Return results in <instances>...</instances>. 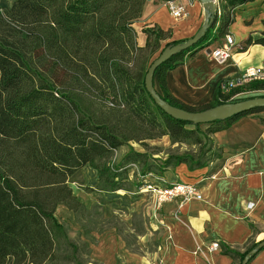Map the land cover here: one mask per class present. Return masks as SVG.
I'll return each instance as SVG.
<instances>
[{
  "label": "trees",
  "instance_id": "16d2710c",
  "mask_svg": "<svg viewBox=\"0 0 264 264\" xmlns=\"http://www.w3.org/2000/svg\"><path fill=\"white\" fill-rule=\"evenodd\" d=\"M251 1L218 0V37L227 35L236 8ZM145 3L9 0L0 6V264H90L91 248L81 234L88 238L91 231L103 230L106 220L99 208L105 200L89 208L68 184L73 174L89 165L98 171V191L139 189L148 174L170 165L186 163L190 170L209 165L223 154L215 145L217 131L241 116L264 111L256 108L203 124L166 113L147 90L145 76L154 56L179 41L162 47L171 33L155 25L143 29L147 41L138 45L133 24ZM212 29L199 45L211 43ZM255 42L264 45V31L245 41ZM198 43L155 72L157 91L169 103L198 111L242 100L232 98L238 93L264 90V80L230 91L220 84L214 99L201 106L173 97L165 69L175 67L177 62H171ZM166 135L177 146L165 158L156 156L164 148L148 142ZM183 145L198 148L178 152ZM124 147L127 152L118 159ZM84 190L94 191L90 186ZM59 205L74 212L82 230L78 238L57 218Z\"/></svg>",
  "mask_w": 264,
  "mask_h": 264
},
{
  "label": "crops",
  "instance_id": "0c3cea01",
  "mask_svg": "<svg viewBox=\"0 0 264 264\" xmlns=\"http://www.w3.org/2000/svg\"><path fill=\"white\" fill-rule=\"evenodd\" d=\"M177 2L184 4L188 12L178 19L172 16L168 0H146L141 17L133 24L138 45L146 44L147 34L143 29L148 26L158 25L170 31L171 36L162 47L168 41H187L199 31L205 21L203 4L199 0ZM220 12L219 4L218 18ZM263 21L264 0L237 7L235 20L227 33L234 39L230 47L231 56L226 63L220 64L211 56L213 50L227 42V35L218 37V20L212 27L211 43L203 42L194 50L176 57L171 64L177 62V65L165 69L171 95L188 105L201 106L214 99L221 82L239 77L247 68L262 66L264 45L258 42L247 45L245 41L250 35L255 39L261 36ZM157 77L158 73L155 87L160 91ZM214 139L223 154L209 165L190 170L186 163H180L158 172L161 180L155 181L162 187L174 182L197 185L200 195L187 201L177 197L158 206L152 193L139 192L135 186L98 191V171L89 165L72 175L85 180L86 186L94 189L91 192L85 190L84 196L81 188H73L75 195L86 200L95 199L97 203L105 200L102 212L106 223L103 230L91 231L88 238L82 233L90 245L92 262L241 264L243 259L240 255L254 243L264 240V111L239 117L229 127L217 131ZM157 142L164 150L177 146L167 135ZM132 145L140 147L139 144ZM183 146L180 148H189ZM131 175L133 177V170ZM123 209L132 214L124 219L127 228H122L120 223L114 222L116 217H112ZM57 210L63 219L76 221L74 212L65 205H59ZM141 214L146 217L145 229L141 226L143 221L139 220ZM133 216L136 221H133ZM214 241L220 242V248L212 251L209 246ZM247 264H264V247Z\"/></svg>",
  "mask_w": 264,
  "mask_h": 264
},
{
  "label": "water",
  "instance_id": "95a60500",
  "mask_svg": "<svg viewBox=\"0 0 264 264\" xmlns=\"http://www.w3.org/2000/svg\"><path fill=\"white\" fill-rule=\"evenodd\" d=\"M205 8V21L199 31L190 39L177 44L166 46L152 60L145 76L146 88L155 100V102L169 115L177 119L190 121L194 124L210 123L214 121H223L236 115L249 112L256 108H264V96L251 97L234 102L222 103L203 110L190 111L177 107L165 100L155 87V72L161 64L170 60L173 56L196 45L203 37L207 35L214 26L219 12L218 0H199ZM264 247V240L253 247L243 258L241 264H247L261 248Z\"/></svg>",
  "mask_w": 264,
  "mask_h": 264
},
{
  "label": "built area",
  "instance_id": "2783aa9c",
  "mask_svg": "<svg viewBox=\"0 0 264 264\" xmlns=\"http://www.w3.org/2000/svg\"><path fill=\"white\" fill-rule=\"evenodd\" d=\"M170 12L174 18H181L188 14L184 4L177 2V0H168ZM227 42L222 47L216 48L211 52V56L220 64H224L230 58V47L234 43L232 36L227 35ZM264 80V62L260 67L247 68L239 77L221 82L224 91H230L232 88L243 86L251 81ZM243 93V92H242ZM238 93L236 95H239ZM234 95V96H236ZM233 96V97H234ZM232 97V98H233ZM151 174V173H150ZM148 174V175H150ZM148 175L144 178V183L140 185L139 192H149L155 196L156 204L160 206L163 202L171 200L173 198L182 197L184 201H187L193 197L200 195L197 185L186 182H174L167 186H158L154 180H146ZM220 248V242L214 241L210 244V250H218Z\"/></svg>",
  "mask_w": 264,
  "mask_h": 264
},
{
  "label": "rangeland",
  "instance_id": "374dc122",
  "mask_svg": "<svg viewBox=\"0 0 264 264\" xmlns=\"http://www.w3.org/2000/svg\"><path fill=\"white\" fill-rule=\"evenodd\" d=\"M8 3H9V0H0V6H6V5H8ZM212 29V28H211ZM165 43V42H164ZM163 43V44H164ZM162 44V45H163ZM198 45H199V43H198ZM260 95H264V90H262L261 92H253V91H246V92H243V93H241V94H239V95H236V96H234L233 98L234 99H243V98H248V97H257V96H260ZM206 127V125H203V128H205ZM155 141V142H154ZM154 141H149L148 143H149V145L151 146V147H153L154 148V146H161L158 142H157V140H154ZM139 144V143H137V142H132V144ZM134 146V145H133ZM136 146H138V145H136ZM139 146L140 147H137V148H141V149H143V146L142 145H140L139 144ZM185 146V145H184ZM183 146V147H184ZM189 148H198L197 146H188ZM186 148H187V146H186ZM127 149L128 148H126V147H124V148H121L119 151H118V153H117V155H118V159H120V158H122V156H123V153H125L126 151H127ZM185 149H179L178 150V152H182V151H184ZM168 152H171V150L169 149V150H162L161 152H160V156H165V155H167V153ZM150 177H153V180H154V182H156L155 180H157V181H159V180H161L160 178H159V175H158V173L156 174V173H151L150 174V176H148L147 178H146V180H150ZM130 179L131 180H135L136 179V177H132V175H131V177H130ZM152 181V180H151ZM157 183V185H158V182H156ZM68 184L72 187V189L73 188H77V190H78V188H81L82 189V194H84V196L86 195V191L84 190V187L86 186V181L84 180H82V179H78L76 176H71L69 179H68ZM158 186H160V185H158ZM73 193H74V189H73ZM147 193V192H146ZM75 194V193H74ZM90 194H93V193H90ZM79 198L84 202V203H86L88 206H89V208H91V209H94V205L97 203V200H95V199H88V200H86L85 199V197H80L79 196ZM101 211H103L104 212V204L102 205V207L101 208H99ZM55 214H56V216H57V218L60 220V221H64V222H66V225H67V227H68V229H69V234H70V236L72 237V238H78L79 237V233H80V227H79V224L76 222V221H67V220H65V219H63L62 218V215H60V211H58V210H56V212H55ZM62 214V213H61ZM129 216V215H132V214H130V212L128 211V210H118V212H117V214H115V215H113L112 217H116V219H115V221L114 222H118V223H120L121 224V226H122V228H127L128 227V225H127V223H126V221L124 220L125 219V217L126 216ZM134 215V214H133ZM111 217V218H112ZM135 217L133 216V221L135 220L134 219ZM137 218V217H136ZM139 220H141V221H143V222H141V226H142V229L144 228L145 229V227H146V224H145V221H146V217L145 216H143L142 214H141V216L139 217ZM136 221V220H135ZM82 232V231H81ZM83 234H81V237L83 238V236H82ZM90 264H99V263H94V262H91Z\"/></svg>",
  "mask_w": 264,
  "mask_h": 264
}]
</instances>
